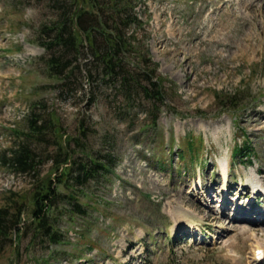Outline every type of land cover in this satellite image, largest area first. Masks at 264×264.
I'll use <instances>...</instances> for the list:
<instances>
[{
    "label": "rangeland",
    "instance_id": "374dc122",
    "mask_svg": "<svg viewBox=\"0 0 264 264\" xmlns=\"http://www.w3.org/2000/svg\"><path fill=\"white\" fill-rule=\"evenodd\" d=\"M136 1L145 22L139 33L148 35L151 59L166 80L158 104L139 92L127 104L118 88L98 75L91 83L85 70L82 88L73 80L67 92L54 88L37 38L58 4L0 0V205L9 190L30 185L2 158L26 141L37 101L42 120L54 110L67 134L82 121L88 150L114 163L113 173L88 186L102 197L93 199L95 210L73 224L61 221L66 241L46 250L24 237L17 256L6 241L0 264H35L49 252L58 257L50 264H254V241L264 245L257 219L264 196L246 183L255 169L264 185V0ZM153 104L157 120L150 125ZM47 131L41 142L27 139L37 153L53 150ZM246 141L252 163L232 156ZM221 157L228 159L226 176ZM225 183L227 194L219 190ZM220 198L225 205H217Z\"/></svg>",
    "mask_w": 264,
    "mask_h": 264
},
{
    "label": "trees",
    "instance_id": "16d2710c",
    "mask_svg": "<svg viewBox=\"0 0 264 264\" xmlns=\"http://www.w3.org/2000/svg\"><path fill=\"white\" fill-rule=\"evenodd\" d=\"M49 1L58 4L57 15L52 22L40 27L37 39L46 53L40 58L44 62L46 78L54 81V88L67 92L72 80L82 88L78 79L85 70L91 83L93 75H98L104 83L118 88L127 104L138 92L146 100L157 104L163 102L166 80L158 74V64L151 59L148 35L139 33H144L145 22L137 13L136 0ZM82 58L86 59L84 63ZM215 94L219 97L218 92ZM88 99L90 104L93 103L94 97L88 95ZM40 107L41 102L37 101L28 114L30 134L26 141L9 158H2L3 166L13 173L28 175L30 185L25 190H9L2 200L1 253L9 241L16 248L17 256L20 241L28 236V245H39L46 250L66 241L61 221L65 219L73 224L76 219L88 217L90 211L95 210L93 199L102 201V197L97 198L88 186L96 185L104 175L114 172L111 159H103L95 151L88 150L84 141L88 128L82 121L74 135L67 134L57 113L49 111L46 120H42ZM157 111L158 106L153 104L148 120L150 125L156 124ZM47 129L51 131L53 150L37 153L27 139L41 142L47 139ZM244 143L233 149L232 156L252 163L251 145L248 141ZM188 148L190 153L194 149L190 141ZM180 152L177 155L184 161ZM47 163L49 166L42 173L41 166ZM158 166L163 168L164 163L159 162ZM189 171V168L185 169V172ZM88 247L92 248V245ZM52 253L34 263L57 261L56 255L50 257Z\"/></svg>",
    "mask_w": 264,
    "mask_h": 264
},
{
    "label": "bare ground",
    "instance_id": "6f19581e",
    "mask_svg": "<svg viewBox=\"0 0 264 264\" xmlns=\"http://www.w3.org/2000/svg\"><path fill=\"white\" fill-rule=\"evenodd\" d=\"M216 134V133H215ZM219 165H220V171H221V173H222V175H224V176H226L227 174H228V159L226 158V157H221V159L219 160ZM248 181L246 182V183H248V185H250L253 189L255 188V189H258V192L260 193V194H264V185H261L260 184V179H259V175H258V173L256 172V170L255 169H252L249 173H248ZM227 183V182H226ZM222 184V186H221V189L220 190H225V188L227 189V192H226V194L228 193V186H227V184ZM239 184L241 185V187H242V181H240L239 182ZM255 193V192H254ZM225 194V195H226ZM227 199L225 198L224 200L222 199V198H220V199H218V204L217 205H220L221 203H223L224 205H225V201H226ZM258 219H259V221H262V222H264V217L263 218H259V216H258ZM252 220H254V219H252ZM259 222H257V224H258ZM245 230V229H244ZM255 242V245L253 246V251H252V255H253V262L255 263V264H259V263H264V261L263 260H260V261H257L256 262V260L254 259L255 257H256V251L258 250V249H262L263 250V252H264V245H261L260 243H259V241L258 240H255L254 241ZM264 255V254H263Z\"/></svg>",
    "mask_w": 264,
    "mask_h": 264
}]
</instances>
